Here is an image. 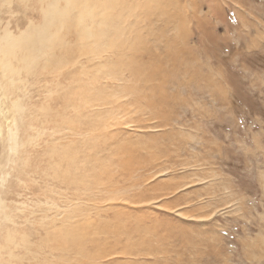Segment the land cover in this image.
<instances>
[{"label": "rangeland", "instance_id": "obj_1", "mask_svg": "<svg viewBox=\"0 0 264 264\" xmlns=\"http://www.w3.org/2000/svg\"><path fill=\"white\" fill-rule=\"evenodd\" d=\"M56 1L0 0V264H264V0Z\"/></svg>", "mask_w": 264, "mask_h": 264}, {"label": "bare ground", "instance_id": "obj_2", "mask_svg": "<svg viewBox=\"0 0 264 264\" xmlns=\"http://www.w3.org/2000/svg\"><path fill=\"white\" fill-rule=\"evenodd\" d=\"M150 1H152V0H150ZM149 0H146L145 2L146 3H149L150 2ZM156 1V0H155ZM58 2V0L56 1V3L55 4H58L57 3ZM115 2H117V1H115ZM167 2V1H166ZM158 3V2H157ZM163 3V2H162ZM54 4V3H53ZM156 4V3H155ZM158 4H160V2L158 3ZM59 5V4H58ZM162 5V4H161ZM169 5V4H168ZM55 6V5H54ZM57 6V5H56ZM60 6V5H59ZM58 6V7H59ZM174 6H176V5H174ZM57 7V8H58ZM56 8V7H55ZM59 9V8H58ZM61 9V8H60ZM52 10H53V8H52ZM162 10V9H161ZM61 11H63V10H61ZM61 11L59 10L58 12L56 11L55 12V10H53V12H55V13H61ZM163 11V10H162ZM51 12V11H50ZM171 11H169V10H167V16L168 15H172L173 14V12H171ZM59 13V14H60ZM62 13H64V12H62ZM61 13V14H62ZM60 14V15H61ZM55 15V14H54ZM60 15H58V16H55V18H57L58 20H59V18H60ZM166 15V14H165ZM164 15V16H165ZM171 15L169 16V17H171ZM64 16V15H63ZM163 16V17H164ZM65 17V16H64ZM64 17H63V19H64ZM62 18V17H61ZM176 18H178V15H176V14H174V16L172 17V19L174 20V19H176ZM56 19V20H57ZM172 20V21H173ZM62 21V20H61ZM78 21H83V17L82 16H79L78 17ZM165 21V20H164ZM183 21V20H182ZM181 21V22H182ZM180 22V23H181ZM94 23V22H93ZM164 23V22H163ZM173 26V25H172ZM42 27H43V24H42ZM46 27V26H45ZM87 28L88 27H92L91 25H87L86 26ZM98 27V26H97ZM164 27H167V26H164ZM86 28V29H87ZM103 28V27H102ZM168 28V27H167ZM167 28H164L163 30H166ZM38 29H39V27H38ZM50 30V28L48 27V25H47V27L45 28V29H42L41 27H40V29L36 32V35H35V38H34V40H33V43H34V47H38L39 46V49L40 50H42V48H43V52H41L40 50V52H41V54L42 53H45V50H46V43H47V41L49 40V35L53 38L55 35H54V31H52V30ZM81 29V28H80ZM169 29H170V27H169ZM102 30V29H101ZM100 31V30H99ZM82 32V31H81ZM162 32H164V31H162ZM101 33V32H100ZM79 34H80V32H79ZM84 34V33H83ZM86 34V33H85ZM84 34V35H85ZM32 35V34H31ZM58 35V34H57ZM87 36H94V37H97V36H100V34L99 33H95V32H89V33H87L86 34ZM161 35V34H160ZM166 35V34H165ZM177 35V34H176ZM83 36V35H82ZM82 36L80 35V37L82 38ZM101 36H103V33L101 34ZM162 36H164V35H162ZM29 37V36H28ZM176 37V36H175ZM55 38V37H54ZM53 38V39H54ZM99 38V37H98ZM101 38V37H100ZM155 38V37H154ZM178 38V37H177ZM172 39H176V38H172ZM179 39V38H178ZM177 39V40H178ZM182 39V38H181ZM19 38H16V37H14V35H12V33L10 32V31H5L4 33H1L0 34V64L2 65V70H1V81H3L4 80V76H6V77H8V74H9V72H10V70H11V62H9V58L14 54L13 52H14V46H15V44H16V42H19ZM60 41V40H59ZM170 41V40H169ZM168 43V42H167ZM172 44H173V42H172ZM133 45V44H132ZM170 45V44H169ZM168 45V47H170ZM171 48V47H170ZM170 48H169V50H170ZM173 48V47H172ZM151 49V48H150ZM177 49V48H176ZM168 50V51H169ZM173 50V49H172ZM140 51V50H139ZM167 52V51H166ZM35 53V52H34ZM59 53V52H58ZM61 53V52H60ZM143 53V52H142ZM175 53V52H174ZM39 54V53H38ZM126 54V53H125ZM177 54V53H176ZM43 55V54H42ZM58 55H60V54H58ZM123 55V54H122ZM153 56V55H152ZM156 56V55H155ZM168 56L170 57V55L168 54ZM173 56H175L174 54H173ZM178 56V55H177ZM177 56H176V59H177ZM29 57V56H28ZM123 57V56H122ZM137 57V56H136ZM141 57V56H140ZM150 57L151 56H148L147 57V59H145L146 57H142V58H137V60L139 59V61L141 62V66H139V67H137V69L139 70V71H141L140 69L141 68H144V66H146V65H149V64H153L152 63V61H150ZM154 57V56H153ZM166 57H167V55H166ZM133 58V57H132ZM158 58V56H156V58H154V59H157ZM173 58V57H172ZM136 59V58H135ZM142 59V60H141ZM158 60V59H157ZM180 60V59H179ZM159 61V60H158ZM175 61V60H174ZM157 61H155L154 63H156ZM173 62V61H172ZM180 62V61H179ZM155 66V65H154ZM156 67V66H155ZM130 72H133L134 74H136L137 72H136V70L135 69H132ZM143 72V71H142ZM13 73V72H12ZM144 73V72H143ZM157 72H152V74H150V76H156L157 74H156ZM133 74V75H134ZM137 74H139V73H137ZM142 75V74H141ZM149 75V72L146 74V76H148ZM171 75V74H170ZM138 76V75H137ZM135 78V77H134ZM145 78V77H144ZM147 78V77H146ZM151 79V78H150ZM6 80H8V78H6ZM145 80V79H144ZM158 82V81H157ZM7 83V82H6ZM143 83V82H142ZM1 84V83H0ZM2 84H3V82H2ZM6 89H7V87H6ZM89 100V99H88ZM7 119V118H6ZM10 121V120H9ZM13 121H15V120H13ZM11 122H12V120H11ZM12 124V123H11ZM13 126L15 127V125H12L11 126V128H10V130H8V135H9V137H10V139L12 140V141H15V139L17 140V134L15 133V129L13 128ZM16 128H18V131H19V127L18 126H16ZM0 130H2V127H1V124H0ZM17 146L18 145H13L12 146V149L14 150V149H16L17 148ZM0 181H2V174H0ZM6 207V205H5V202H4V200L1 198V196H0V212L4 209ZM62 233L58 236L59 238H61L62 239V242L64 243V241H65V243L66 242H69V241H75L74 243H75V245H77L78 246V242H80V240L82 241V239L81 238H78V236L77 235H75L76 233L75 232H73V231H70V230H63V231H61ZM77 242V243H76ZM73 243V242H72ZM70 244H71V242H70ZM27 247V246H26ZM76 248V247H75ZM78 248H80V247H78ZM11 253V252H10ZM11 254H13V253H11ZM10 254V255H11ZM87 254V253H86ZM23 255V254H22ZM84 255V254H83ZM13 256H14V254H13ZM21 257V256H20ZM23 257V256H22ZM11 258H13V257H11ZM27 259V258H26ZM30 259V258H29ZM23 263V262H22Z\"/></svg>", "mask_w": 264, "mask_h": 264}]
</instances>
